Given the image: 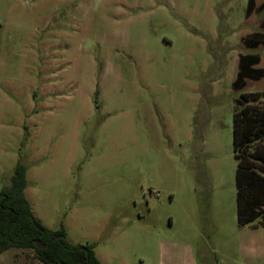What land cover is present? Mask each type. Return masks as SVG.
Listing matches in <instances>:
<instances>
[{
	"label": "rangeland",
	"instance_id": "rangeland-1",
	"mask_svg": "<svg viewBox=\"0 0 264 264\" xmlns=\"http://www.w3.org/2000/svg\"><path fill=\"white\" fill-rule=\"evenodd\" d=\"M0 0V191L103 264H264L238 220L234 87L264 0ZM255 36V37H253ZM0 264H45L9 249Z\"/></svg>",
	"mask_w": 264,
	"mask_h": 264
},
{
	"label": "trees",
	"instance_id": "trees-1",
	"mask_svg": "<svg viewBox=\"0 0 264 264\" xmlns=\"http://www.w3.org/2000/svg\"><path fill=\"white\" fill-rule=\"evenodd\" d=\"M256 7L257 0H249L247 14ZM246 41L253 47L264 43L255 38H246ZM259 62L257 54L240 56L239 72L233 84L236 89L243 88L248 78L264 77V68L256 66ZM234 143L240 159L237 169L239 223L264 226V90L243 92L237 100ZM27 184V168L20 163L11 185L0 191V254L13 248L34 249L45 264H103L93 245L73 244L64 229L53 230L42 223L26 196ZM37 240L46 248L37 246Z\"/></svg>",
	"mask_w": 264,
	"mask_h": 264
},
{
	"label": "water",
	"instance_id": "water-1",
	"mask_svg": "<svg viewBox=\"0 0 264 264\" xmlns=\"http://www.w3.org/2000/svg\"><path fill=\"white\" fill-rule=\"evenodd\" d=\"M37 246H39L40 248H46V245L43 244L40 240H37ZM84 264H88V262H85Z\"/></svg>",
	"mask_w": 264,
	"mask_h": 264
},
{
	"label": "crops",
	"instance_id": "crops-1",
	"mask_svg": "<svg viewBox=\"0 0 264 264\" xmlns=\"http://www.w3.org/2000/svg\"><path fill=\"white\" fill-rule=\"evenodd\" d=\"M99 257V256H98ZM99 259L102 261V259L99 257ZM102 263H103V261H102Z\"/></svg>",
	"mask_w": 264,
	"mask_h": 264
}]
</instances>
